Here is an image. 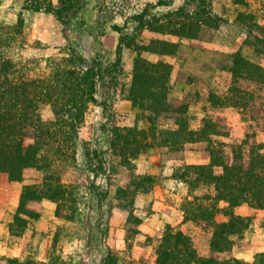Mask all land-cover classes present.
<instances>
[{
    "label": "rangeland",
    "instance_id": "obj_1",
    "mask_svg": "<svg viewBox=\"0 0 264 264\" xmlns=\"http://www.w3.org/2000/svg\"><path fill=\"white\" fill-rule=\"evenodd\" d=\"M58 2L0 0V52L32 78L47 75L50 61L71 49L82 60L98 61L104 68L97 77L98 102L85 105L74 155L67 152L23 180L0 179V264H156L168 226L191 235L206 255L207 232L185 217L193 194L216 193L202 180L192 186L188 170L189 164L208 163L210 152L203 141L184 139L179 149L165 145L172 142L168 130L179 127L176 115L153 123L151 111L132 100L134 64L142 58L167 65V101L188 106L187 130H199L205 117L220 118L233 137L215 132L212 139L236 141L249 125L264 124V85L249 84L251 112L260 115L222 104L233 86L237 55L264 67V0H73L60 17L53 11ZM40 112L53 117L48 104ZM115 130L122 141L112 152ZM257 138L264 142V132ZM48 174L58 176L63 199L35 202L40 216L14 233L10 224L24 187ZM226 206L220 200L219 207ZM240 208L235 212L251 219L232 254L251 261L264 251V210L248 203ZM218 216L228 219L222 211Z\"/></svg>",
    "mask_w": 264,
    "mask_h": 264
},
{
    "label": "trees",
    "instance_id": "obj_2",
    "mask_svg": "<svg viewBox=\"0 0 264 264\" xmlns=\"http://www.w3.org/2000/svg\"><path fill=\"white\" fill-rule=\"evenodd\" d=\"M73 4V0H59L53 11L60 17L62 11ZM166 68L164 63L142 58L136 60L130 96L136 104L151 111L153 123L159 116L176 115L179 127L168 130L172 142L166 141L165 145L179 149L184 145V139L186 142L206 143L210 161L189 164L188 170L194 176L192 186L198 187L202 180L208 186L212 185L216 193L193 194L188 201L193 207L187 208L191 213L185 217L207 232L209 252L202 255L191 235L168 226L157 248L156 264H264V251L258 252L251 261L232 254L236 238L243 235L251 219L237 214L235 208L248 203L264 210V142L257 138L259 132H264V124L258 122L257 127L249 125L247 131H241L240 136L233 138L236 140L233 142L212 139L215 132L233 137L232 128L221 123L220 118L205 117V123L199 130H187L188 106L167 101ZM103 69L98 61L82 60L79 52L71 49L66 56L50 61L47 75L32 78L22 73L17 62L5 58L0 52L1 180H23L29 171L45 170L60 161L67 152L75 154L77 128L84 118L86 103L98 102L97 77ZM232 73L233 86L229 94L223 96L222 104L240 106L243 113H249L251 117L260 115L259 111L251 112L255 103L254 90L249 84L264 85V67L237 55ZM209 100L218 102L214 94L209 96ZM44 104L51 107V119H44L41 115L40 107ZM103 108L108 109L109 105L105 103ZM113 134L110 141L112 152L122 141L116 130ZM185 135L187 137L183 138ZM47 151L50 152L49 159L43 156ZM217 166L221 167L219 173L214 169ZM58 182L57 175L48 174L42 183L24 187L15 220L10 224L14 233H21L29 219L40 216V210L37 206L34 208L35 202L40 205L44 198L63 199L64 190ZM222 199L228 202V206L219 207ZM219 211L224 212L228 219L219 218Z\"/></svg>",
    "mask_w": 264,
    "mask_h": 264
},
{
    "label": "crops",
    "instance_id": "obj_3",
    "mask_svg": "<svg viewBox=\"0 0 264 264\" xmlns=\"http://www.w3.org/2000/svg\"><path fill=\"white\" fill-rule=\"evenodd\" d=\"M205 161H206V160H205ZM203 162H204V161H203ZM199 163H202V162H199ZM241 207H243V206H241ZM237 208H238V209H241V208H240V205H239V206H237ZM241 210H242V209H241ZM182 221H183V220H182ZM182 221H181V222H182ZM184 225H185V223H183V225H182V226H184ZM173 226H174V227H177L175 224H174ZM176 229H181V228H176ZM252 255H253V253H252L251 255H249V257H248V258H251V257H252ZM194 264H196V263H194Z\"/></svg>",
    "mask_w": 264,
    "mask_h": 264
}]
</instances>
